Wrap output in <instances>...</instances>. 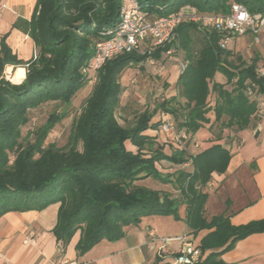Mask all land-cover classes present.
<instances>
[{
	"label": "trees",
	"instance_id": "1",
	"mask_svg": "<svg viewBox=\"0 0 264 264\" xmlns=\"http://www.w3.org/2000/svg\"><path fill=\"white\" fill-rule=\"evenodd\" d=\"M136 1L158 14L186 4L201 12L227 13L232 2L243 3L252 13H264V0ZM37 4L31 22L37 54L24 64L26 75L21 83L5 77L7 66L20 62L6 36L1 41L0 217L8 211L42 210L59 202L54 233L66 245L81 229L76 248L82 255L104 239L123 238L126 227L139 224L144 216L173 215L179 220L180 206L185 204V221L193 232L214 228L203 237L200 249L222 247L192 264H223L216 260L219 255L239 239L264 231V219L235 226L224 215L211 220L205 217L208 193L204 187L228 156L221 145L192 155L191 172L163 173L157 162L165 159L179 164L188 158L182 151L166 154L158 135L147 133L160 128L162 119H155L158 112L179 114V127L195 133L207 120L212 93L217 97V119L228 116L226 125L247 126L252 115L257 116V103L248 96V85L255 84L258 92L264 93L257 59L247 62L224 48L220 43L228 36L224 32L183 23L177 29L180 46L176 48L184 51L188 64L179 76L176 95L153 108L140 107L138 112L131 109L132 104L122 105L124 71L149 57L161 58L173 44L151 53H122L95 72L96 82L77 118L70 148L45 146L55 118L36 131L34 141L24 142L22 130L30 120V111L47 102L72 101L91 79L82 69L103 39L102 32L117 25L122 0H38ZM197 28L204 33L199 50L193 36ZM218 71L227 77L225 84L214 80ZM147 178L170 183L175 191L140 183Z\"/></svg>",
	"mask_w": 264,
	"mask_h": 264
},
{
	"label": "crops",
	"instance_id": "2",
	"mask_svg": "<svg viewBox=\"0 0 264 264\" xmlns=\"http://www.w3.org/2000/svg\"><path fill=\"white\" fill-rule=\"evenodd\" d=\"M37 3L38 0H0V48L2 37L6 36L7 44L20 62L8 65L13 72L20 67L26 71L24 64L37 54V46L31 36V22L38 12ZM220 43L224 48L241 55L247 62L257 59V65L263 68L264 72V31L260 33L259 41H256L254 34L247 33L230 37L226 42L222 39ZM184 58L182 55L176 60L179 65ZM148 63L152 62L146 60L134 66H148ZM166 77L167 89L159 88L157 91L161 93L163 90L167 92L166 95L172 93L174 96L178 92L179 77L176 79L174 73ZM215 81L226 83L227 77L218 71ZM128 84L129 82L123 85L124 92ZM154 85L156 86L155 83ZM216 98L214 93L209 95L210 110L206 114L207 120L195 133H191L182 145H178L175 139L176 135L185 130L179 127V114L171 115L178 124L172 132L163 133L160 129L153 128L147 133L158 135L166 154L182 151L188 158L179 164L165 159L157 162V168L163 173H174L181 169L191 172L194 168L192 155L214 145H221L228 156L221 160L223 162L212 172L210 181L204 187L208 193L204 215L208 220L224 215L232 225L240 226L264 219V115H252L250 123L243 128H238L237 125L228 126V116H223L220 120L216 117ZM131 104L130 100L122 101V105ZM155 119H160V116ZM150 179L153 178H147L140 183L146 186L148 184L143 182ZM160 183L159 187H148L175 191L172 184ZM59 207L60 203L57 202L42 210L4 213L0 217V264H171L181 247V242H170L161 257L157 254V244L153 246L151 243L150 232L166 237L187 234L194 244L199 246L203 237L214 229L193 232L185 221L186 205L182 204L179 209L181 219H175L173 215L144 216L139 224L126 227L123 238L116 241L104 239L81 255L76 248L81 229L66 245L58 240L54 233ZM30 234L34 236L35 241L25 243V238ZM221 249L222 247L206 249L202 251L201 259H205L212 251ZM216 260L223 261V264H264V231L239 239Z\"/></svg>",
	"mask_w": 264,
	"mask_h": 264
},
{
	"label": "built area",
	"instance_id": "3",
	"mask_svg": "<svg viewBox=\"0 0 264 264\" xmlns=\"http://www.w3.org/2000/svg\"><path fill=\"white\" fill-rule=\"evenodd\" d=\"M183 23H194L201 28H211L219 32H224L228 36L223 40L226 42L230 37L241 36L252 33L256 36V41L260 40V33L264 31V13H252L240 2H232L230 11L227 13L201 12L196 7L186 4L179 9L168 14H158L157 12L142 8L136 0H122L119 21L116 26L102 32L103 39L95 47L94 53L83 67L82 71L90 78H95L97 72L108 60L122 53H151L158 48L166 47L176 39L177 29ZM179 52L171 45L166 53L168 55ZM147 60L154 63V58ZM188 61L182 59L180 62L183 71ZM264 76L263 68L258 70ZM10 73H7V78ZM247 94L252 101L257 103V116L264 115L263 93L258 92L255 84L248 85ZM176 121L173 117L162 119L160 131L169 133L175 130ZM191 133L184 130L175 139L178 145L190 137ZM151 243L156 246L157 254L164 256L168 244L172 241H180L181 247L174 256L171 264H192L202 257V250L195 245L187 234L166 237L159 236L155 232H150ZM32 234L25 238V243H33ZM9 263V262H8Z\"/></svg>",
	"mask_w": 264,
	"mask_h": 264
},
{
	"label": "rangeland",
	"instance_id": "4",
	"mask_svg": "<svg viewBox=\"0 0 264 264\" xmlns=\"http://www.w3.org/2000/svg\"><path fill=\"white\" fill-rule=\"evenodd\" d=\"M193 36L195 48L199 50V48H201L204 44V33L197 28L193 32ZM173 46H180L179 34H177L176 39L173 42ZM182 55H185L182 49L176 54L171 55L163 52L161 58L155 60L154 63H148L150 64L148 66H132L130 67L132 68L131 70H129V68L126 69L121 76V82L123 85H125L127 82H129V84L128 86H125L126 91L123 92L122 101H132L131 109L138 112L140 107L149 105L151 108H153L157 102L172 97V93H168V95H166L167 92L165 93V91L162 90L160 93L157 91V89H167L168 83L166 82L165 78H167L166 76L170 73H174L176 79L177 76H180L182 70L181 66L176 60H178V58H180ZM152 69L154 70L153 73ZM10 72L11 74L9 77L7 78V75H5V77L13 82L11 76L16 71L13 72L11 67L8 66L5 70V74ZM129 73L130 78L128 79ZM95 82L96 77L91 78L88 83L76 93V95L72 98V101L68 103L47 102L30 111V120L22 130L23 137L25 138L24 142L26 140L34 141L36 131L40 127L46 125L51 118H55L56 122L47 136L45 146L54 144L61 148H70L73 144V131L77 118L81 113L86 98L92 92ZM153 83H155L156 86H153ZM227 86L230 87L231 85ZM141 98L144 99L142 100ZM171 115L172 114L158 112L156 116H160V119H164L167 117H172ZM121 116H124L123 111H121ZM177 127L178 124L176 122L175 128ZM79 148H81L80 144ZM143 183L154 187L161 186L160 181L157 179H150V181H144Z\"/></svg>",
	"mask_w": 264,
	"mask_h": 264
},
{
	"label": "bare ground",
	"instance_id": "5",
	"mask_svg": "<svg viewBox=\"0 0 264 264\" xmlns=\"http://www.w3.org/2000/svg\"><path fill=\"white\" fill-rule=\"evenodd\" d=\"M26 71L24 68L20 67L13 75L11 76L13 82L20 83L25 78Z\"/></svg>",
	"mask_w": 264,
	"mask_h": 264
}]
</instances>
